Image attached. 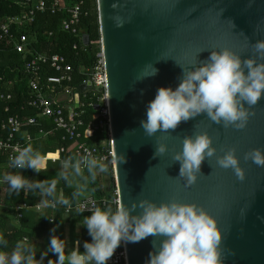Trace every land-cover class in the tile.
<instances>
[{
  "label": "water",
  "instance_id": "95a60500",
  "mask_svg": "<svg viewBox=\"0 0 264 264\" xmlns=\"http://www.w3.org/2000/svg\"><path fill=\"white\" fill-rule=\"evenodd\" d=\"M96 4L113 160L120 155L125 159L113 163L118 203L130 206L145 198L160 203L175 197L203 205L221 230L223 264H264V167L243 160L249 149L264 150V98L242 130L225 129L203 114L153 137L146 136L140 124L156 90L178 86L182 68L173 59L187 65L202 49L230 47L239 52L245 36L250 43L264 39V0H96ZM82 41L87 45L88 35ZM209 55L206 50L198 59ZM251 55L249 49L242 59ZM146 65L158 73L138 81ZM89 85L80 89L86 93ZM79 98L75 94V108ZM197 131L208 132L218 154H223L222 148H237L246 173L243 181L231 169L219 168L215 158L202 162L203 175L191 187L176 178L180 164L174 163L173 150L180 151L183 137ZM158 143L167 144L168 151L154 158ZM152 240L122 244L126 264H145Z\"/></svg>",
  "mask_w": 264,
  "mask_h": 264
},
{
  "label": "clouds",
  "instance_id": "9594fccd",
  "mask_svg": "<svg viewBox=\"0 0 264 264\" xmlns=\"http://www.w3.org/2000/svg\"><path fill=\"white\" fill-rule=\"evenodd\" d=\"M229 23L235 27L231 21ZM245 41L239 52L230 47L202 49L199 53L210 50V55L199 60L198 53L196 61H189L187 65L173 59L182 68L178 77L180 82L175 90L170 86L159 87L155 98L147 103L146 119L140 122L146 136L153 137L158 131L171 133L182 122L202 114L225 129L246 128L250 117L255 115V106L264 98V39L250 43L245 36ZM249 49L252 55L242 59ZM157 73L158 69L153 65H146L138 81ZM167 151V144L158 143L154 158ZM220 151L222 155L218 154L207 131L184 136L182 149L173 150L172 159L180 164L176 178L183 179L185 187H191L198 176L203 175L202 162L206 158H215L219 168L231 169L236 178L243 181L246 173L237 156V148L233 146ZM120 157L110 163L125 162L124 156ZM243 160L264 167V150L249 149L243 154ZM47 163L46 154L27 141L8 158L7 166L19 171L5 172L2 182L8 185L9 192L38 190L41 200L37 207L63 206L79 216L85 211L90 212L91 215L83 216L81 225L87 228L91 242H83V252L80 241L66 251V239L53 234L47 249L37 259L35 242L24 237L9 249V241L0 233V264H45L49 252L57 258L48 259L47 264H107L122 244L138 243L148 237L153 238V250L145 264H223L221 230L216 218L203 205L173 197L160 203L145 198L133 201L130 206L123 201L115 208L101 206L91 197L98 176L108 173L109 162L86 151L60 159L54 178L29 180L23 175L25 169L45 172ZM61 182L71 189L70 195H65L63 189L58 190ZM89 202L91 207H88ZM51 231L55 233L56 230Z\"/></svg>",
  "mask_w": 264,
  "mask_h": 264
},
{
  "label": "trees",
  "instance_id": "16d2710c",
  "mask_svg": "<svg viewBox=\"0 0 264 264\" xmlns=\"http://www.w3.org/2000/svg\"><path fill=\"white\" fill-rule=\"evenodd\" d=\"M67 4H72L76 0H65ZM82 10L86 11L87 16L80 19L78 28L81 32L88 35L89 42L84 44L79 37H75L69 33L60 30V24L65 18L63 13L51 14L45 12L35 18V22L22 29L21 33H26L32 44V50L39 54H58L63 56L67 63L72 67L73 81L70 84L72 87H78L87 76L83 70L91 68L95 62L96 54L99 52V25L96 0H83ZM26 10L22 0H0V19H7L9 17L17 16ZM15 30L13 31V34ZM51 34V35H50ZM75 46V48H74ZM0 127L1 122L10 115H17L21 119H27L37 115L36 110L27 105L29 93L31 89L28 86V81L31 77L30 74L24 72L23 56L15 53L11 44L3 41L0 44ZM30 56H26L25 59ZM55 75L54 71L49 66L43 65L38 72V77H46ZM6 96H10L6 99ZM91 96V95H90ZM8 108L5 112L4 109ZM94 112L93 107L86 108V115L83 116L84 120L90 118ZM41 125L23 128L17 135L18 139L22 138L24 132L32 136L31 143L42 153L47 152L57 153L59 158L58 162L47 163V171L36 173L31 169L22 170L25 177H30L32 180H45L54 178L60 167V159L72 154L71 151L64 153L59 152V148L64 145L68 146V142L64 143L61 140L62 133L56 131L54 126L49 120H41ZM39 129L47 131L48 134L43 141L36 139V134ZM6 137V133L0 128V140ZM102 137L98 133L84 134L82 137L83 142L88 144L100 143ZM0 158L5 162V154L0 153ZM19 171V170H18ZM95 192L93 197L97 199L101 206H111L115 208L111 200L115 198L113 192L114 179L112 167L109 165L107 174H100L93 186ZM63 189L65 195H70L71 189L64 187L63 182L58 185V190ZM102 198H106L107 203L103 205ZM41 197L38 190L36 192L21 190L19 193L9 192L8 185L5 183L3 190H0V233L5 235L9 241V249L19 239L27 237L30 242H35L38 247L41 246V240L44 237L53 234L61 237V231L65 225L69 226V246L67 250L75 246L76 241H80V251L83 252V242H91V237L88 235L87 228L81 225L83 216L91 214H64L62 210H58L52 214L50 211L36 212L33 209L21 211V217H17L13 209L20 204L34 206L39 204ZM53 221L50 222V218ZM76 225H80V229L76 232ZM55 228V233L52 229ZM38 250V248H37ZM41 251L38 250L36 258L39 259ZM45 258V264L48 259Z\"/></svg>",
  "mask_w": 264,
  "mask_h": 264
},
{
  "label": "built area",
  "instance_id": "2783aa9c",
  "mask_svg": "<svg viewBox=\"0 0 264 264\" xmlns=\"http://www.w3.org/2000/svg\"><path fill=\"white\" fill-rule=\"evenodd\" d=\"M18 1V0H13ZM83 0H76L72 4H67L65 0H22L26 10L21 14L7 19H0V44L3 41L11 44L15 53L23 56V70L31 75L28 86L31 89L27 105L36 110L37 115L27 119H21L17 115H10L1 122V130L6 133V137L0 140V153L5 154V167L7 170L14 171L7 166L8 158L15 154L18 147H24L27 141L33 139L32 136L24 132L22 138L18 139L17 135L23 128L41 125V120H49L56 131L62 133L61 140L68 142V146L62 145L59 148L60 153L71 151L73 153H82L90 151L93 155L102 158L105 162H109L113 173V151L110 141V130L108 120V109L105 91V75L101 52L96 54V59L91 68L83 70L87 76L78 87H72L73 81L72 67L67 63L66 59L58 54H39L32 50V44L26 33H21L22 29L35 22V18L45 12L51 14L63 13L65 18L60 24V30L69 33L75 37H82L86 34L78 28L80 19L87 16L86 11L82 10ZM15 30V34L13 31ZM51 35V34H50ZM75 48V46H74ZM1 52V48H0ZM26 56H30L25 59ZM48 65L55 75L38 77V72L43 65ZM89 83L86 87V93L80 89L83 84ZM79 94L78 107L75 108L74 96ZM91 95V96H90ZM0 98H3L0 96ZM10 96H6L9 99ZM93 107L94 112L89 119L84 120L86 108ZM5 112L8 108L4 109ZM98 133L102 139L98 144H88L81 141L84 134ZM47 131L39 129L36 138L46 137ZM71 146V147H70ZM115 187V183H114ZM115 198L111 200L116 207L118 204L116 187L113 192ZM92 200H96L93 196ZM102 203H107L106 198H102ZM28 206L26 204L17 205L13 211L17 217H21V211L33 209L36 212L50 211L52 214L58 210H62L64 214H70L63 206L57 208H42ZM91 207V203H88ZM84 214H91L85 211ZM53 218H50V222ZM107 264H126V255L123 245H121L107 262Z\"/></svg>",
  "mask_w": 264,
  "mask_h": 264
},
{
  "label": "crops",
  "instance_id": "0c3cea01",
  "mask_svg": "<svg viewBox=\"0 0 264 264\" xmlns=\"http://www.w3.org/2000/svg\"><path fill=\"white\" fill-rule=\"evenodd\" d=\"M44 138L45 137H39V138H36L37 140H40V142L41 141H43L44 140ZM71 147V146H70ZM51 155H54V157L52 156L51 157ZM46 156H47V161H49V162H52V163H55V162H58L59 161V158H58V156H57V153H54V152H47L46 153ZM60 165V164H59ZM14 171H18V170H14ZM14 171H10V170H7V168L5 167V162L3 161V160H1V158H0V190H3V188H4V185H5V183H3L2 182V177H3V175L5 174V172H14ZM64 228L65 229H69V226L68 225H65L64 226ZM80 229V225H76V227H75V230H76V232L78 231ZM67 234H65V235H67L66 236V238L68 239L67 240V244L69 243V236H68V231L66 232ZM50 237L51 236H46V237H44L42 240H41V246L40 247H38V250H40L41 252H43V251H45L46 249H47V247H48V245H49V243H50ZM65 237V236H64ZM65 239V238H64ZM49 254V253H48ZM51 257V255L49 254L48 256H47V258H50ZM55 257V255L52 257V258H54Z\"/></svg>",
  "mask_w": 264,
  "mask_h": 264
},
{
  "label": "rangeland",
  "instance_id": "374dc122",
  "mask_svg": "<svg viewBox=\"0 0 264 264\" xmlns=\"http://www.w3.org/2000/svg\"><path fill=\"white\" fill-rule=\"evenodd\" d=\"M52 156L54 157V155H51V157H52ZM67 231H68V236H69V229H68V228H67V229L63 228L62 231H61V232H62V233H61V237H62V239L65 238L66 241L68 240V239L66 238L67 235H65V234H67V233H66ZM64 236H65V237H64ZM58 237H59V236H58ZM68 238H69V237H68ZM68 246H69V243L67 244V247H68ZM49 254L51 255L50 258H52V257L54 256L53 253H50V252H49ZM49 254H48V255H49Z\"/></svg>",
  "mask_w": 264,
  "mask_h": 264
}]
</instances>
